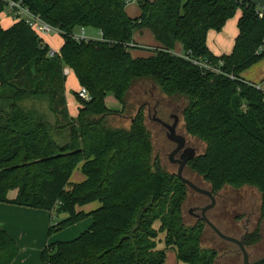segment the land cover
Masks as SVG:
<instances>
[{"label":"trees","instance_id":"16d2710c","mask_svg":"<svg viewBox=\"0 0 264 264\" xmlns=\"http://www.w3.org/2000/svg\"><path fill=\"white\" fill-rule=\"evenodd\" d=\"M21 1L58 27L64 42L50 56L49 45L26 22L0 24V202L50 210L49 236L92 219L77 237L49 243L42 264H163L167 248L176 251L178 264H218L219 251L202 244L206 223L183 222L189 188L153 156L145 107L136 114L144 102L137 95L154 90L178 101L185 133L205 142L189 168L215 192L257 188L264 210V91L241 76L264 58V18L256 6L244 0H138L141 14L131 17L128 0ZM4 7L0 1V14ZM238 9L233 51L215 55L208 33L221 31ZM77 27H94L102 38L76 40ZM144 28L160 46L137 58L133 36ZM177 42L182 55L174 52ZM196 59L222 60L224 72L235 78L203 69ZM66 66L91 97L78 96L76 117L68 109ZM109 93L122 111L106 105ZM123 118L127 126L118 125ZM77 166L85 180L71 184ZM11 189L18 190L14 199L7 196ZM92 201L100 205L77 209ZM260 240L257 228L245 245ZM18 253L0 225V264H11Z\"/></svg>","mask_w":264,"mask_h":264},{"label":"rangeland","instance_id":"374dc122","mask_svg":"<svg viewBox=\"0 0 264 264\" xmlns=\"http://www.w3.org/2000/svg\"><path fill=\"white\" fill-rule=\"evenodd\" d=\"M153 1V0H152ZM184 2L187 0H183ZM131 10L132 16H139L140 15V5L138 0H128V3L126 5V10ZM242 10L238 9L237 12L230 17L226 24L224 25L223 29L221 31H215L210 30L209 31V39L212 44V48L217 52V54H223V53H231L234 48V43L236 39V34L238 30V20L241 15ZM0 24L4 28H8L11 26V24L14 21L12 17H10L6 11H3L0 14ZM75 32H80V27H77L75 29ZM85 32L87 36L93 38V39H101L102 33L94 28V27H85ZM45 43H47L51 50L55 51L56 53H60V50L63 46L64 37L59 32H52L51 34H39ZM139 46L134 47L131 49L132 55L135 57H148L152 54L151 48L158 47L160 44L157 41L154 33L149 28H144L141 30H137L135 34V39ZM182 47L180 42H177L175 46V51L177 49H180ZM241 76L248 80L250 83L254 82L255 85H260L261 88L264 90V58L260 59L258 62L253 64L252 66L245 69ZM66 90H67V100L69 102V112L71 116H76L78 114V110L80 107V100L78 97V94L81 90V85L79 83V80L74 72H70L67 74V81H66ZM137 100H142L140 106L137 108V111L142 105L145 107L144 110V119L145 124L149 128V130L152 133L153 143H154V151L153 156L158 158L159 164L161 167H164L169 172H175L177 171V167L174 166L168 158V153L171 149V144L168 142V139L166 138L164 134V130L161 128V124L152 120L151 116L153 115V112L149 114L148 109L149 105L151 107H157L158 111V117L162 120L166 121L170 114L174 113L181 119V128L185 133L183 129V116L181 109L179 110L177 107L176 100L172 101L171 99H168V97L164 94H162L159 91L154 90H145L140 91L137 95ZM106 105L113 111L119 112L122 109V103L114 96V94L109 93L107 94L105 98ZM180 105V104H179ZM133 107H136L135 105ZM175 110V111H174ZM118 125L120 126H127L128 120L126 119H119ZM188 137V140L191 141V143L196 146L199 149V152H203L205 149V142L197 137H192L186 134ZM22 165L21 162H19L20 166ZM186 177L191 179L194 183H199V185L202 187H205L207 189H210V185L208 182H206L202 176L197 174L196 172H193L189 168L184 174ZM85 180V175L81 169V166H77L70 175V183H79ZM230 187V186H229ZM225 194L230 196L232 205L228 206L227 210L222 207V204L219 203L212 209H209L207 212L208 217L210 220L217 225L225 234L234 236V237H240L241 236V230L234 226L235 223H237L239 220L240 223L243 224L246 221H248L249 230H252L251 228L254 227V220H256L257 213L260 210L261 205V192L252 186H243L240 188L239 191L235 192L234 188H225L224 190ZM238 194V195H234ZM257 194V195H256ZM245 201V203H248L249 201H252V205L250 203L248 204V207L245 208V210H242L244 213H238L239 207L237 203L240 201ZM207 197L198 194L192 189H188V197L185 201L184 207H183V222L185 225L190 226L193 225L197 220L198 217L195 215L198 213V210H196V207H200V205L207 203ZM255 205H254V204ZM100 205L99 201H92L90 203H87L83 205L85 208H90L91 210L97 208ZM237 205V206H236ZM251 206L255 207V210ZM192 211V212H191ZM62 216L60 217V219ZM59 220V219H58ZM83 225V224H82ZM66 228L59 230L66 231L64 232L67 236H70L67 239L62 240H71L75 237H77L79 234L71 235L74 228ZM58 231V232H59ZM56 232V233H58ZM55 234V233H54ZM160 238H162V241L159 242V248H164L165 244L163 241V233H161ZM60 240V239H56ZM203 247L206 248H216L219 253L220 257L218 259V264H244L243 262V255L241 251L239 250V247L230 241L222 239L219 235H217L209 226H205V231L202 239ZM170 249L172 251V248L166 249V256L167 251ZM250 260L254 261L262 256H264V225L261 230V241L259 244V247L254 249L253 247L248 248Z\"/></svg>","mask_w":264,"mask_h":264},{"label":"crops","instance_id":"0c3cea01","mask_svg":"<svg viewBox=\"0 0 264 264\" xmlns=\"http://www.w3.org/2000/svg\"><path fill=\"white\" fill-rule=\"evenodd\" d=\"M126 11L131 17H137L136 15L132 16L131 10L129 11L127 9ZM140 14H141V10H140ZM135 34L136 32L134 33L133 40L135 39ZM236 35H238V30ZM134 42H136L139 45V43L136 40H134ZM207 43L209 48L215 55H222V54H217V52L212 48L213 46L210 42L209 37H207ZM174 52L178 55L182 54L183 47L177 49L176 51L174 50ZM223 54H228V53H223ZM70 72H73V70L70 69ZM66 98H67V90H66ZM67 103L69 107L68 100ZM76 116H72V117H76ZM17 193H18L17 189H11L8 191L7 196L9 199H14L17 196ZM91 207L85 208L84 206H78L77 209L88 212L91 211L92 209ZM61 216L64 217L65 214H62ZM51 218H52V212L50 210L18 205L11 202H0V225L10 234V236L16 241L19 247L18 256L11 264H42L41 253L42 250L49 243L58 241L56 239L62 240L70 237L66 235L67 233L66 234L64 233L66 231H61V232L59 231L58 233L49 236L48 230L50 227ZM91 222H92L91 217H87L84 220L74 224L73 226H70L71 228H74L71 235L80 234L91 225ZM171 250L172 251L168 249L167 256L163 264H178L176 251L173 248Z\"/></svg>","mask_w":264,"mask_h":264},{"label":"water","instance_id":"95a60500","mask_svg":"<svg viewBox=\"0 0 264 264\" xmlns=\"http://www.w3.org/2000/svg\"><path fill=\"white\" fill-rule=\"evenodd\" d=\"M244 1L254 5L256 7L264 8V0H244ZM143 107L144 106L142 105V107H140L138 109L136 114H139V112L141 111V109ZM133 120H134V118H132V121ZM153 120L162 124L163 126L167 127L168 138L178 144L177 148L175 150H173V152H171V154H170L171 157L175 156L184 147L185 142H186V137L183 136L182 134L177 133V129H176L177 122H175L174 124H169L166 121L159 118L156 114L154 115ZM176 120H178V117ZM186 151H187V155L182 156V159H178L177 161L171 159V161L173 163L179 162V168L176 172V175L188 186V188L194 190L197 193L204 194L211 199L210 203H208L202 207L196 208V210H200V212H201V214L198 216V219L204 221L206 223V225L209 226L222 239L235 243L239 247V250L241 251V253L243 255L244 264H261V263H263L264 262V256L257 259V260H254V261L250 260L248 247L245 245V237H246L248 231H246L240 237L230 236V235L225 234L217 225H215L210 220V218L207 215V212L209 209H212L213 207H215L216 197L210 189H207V188H204V187L197 185L196 183H194L192 180H190L188 177H186L184 175V169H185L188 161H190L191 159H193L194 157H196L198 155V154L196 155V150L193 148H188Z\"/></svg>","mask_w":264,"mask_h":264},{"label":"built area","instance_id":"2783aa9c","mask_svg":"<svg viewBox=\"0 0 264 264\" xmlns=\"http://www.w3.org/2000/svg\"><path fill=\"white\" fill-rule=\"evenodd\" d=\"M5 3L3 11H6L7 14L12 17L15 21H24L31 28L38 32V34H51L52 32H59L61 30L58 27H55L45 21L39 14L34 13L27 5H25L21 0H0ZM257 13L260 18H264V8L256 7ZM72 37L76 40L89 39L86 35L85 28L81 27L80 32H75L72 34ZM263 50V46L260 47L259 51ZM55 51L50 49L49 55L53 56ZM183 54V53H182ZM180 54V55H182ZM195 64L199 65L203 69H207L216 73H224L229 78L234 79L235 76L232 73H226L222 69L223 61L219 60L218 64H212L208 60H198L194 61ZM70 67L66 66L64 68V73L67 75L70 73ZM257 88L261 89L259 85H255ZM78 96L83 100H90V93L85 86H81V90Z\"/></svg>","mask_w":264,"mask_h":264},{"label":"flooded vegetation","instance_id":"af4514ba","mask_svg":"<svg viewBox=\"0 0 264 264\" xmlns=\"http://www.w3.org/2000/svg\"><path fill=\"white\" fill-rule=\"evenodd\" d=\"M150 111V112H149ZM175 111V110H174ZM148 112H149V114L151 113V112H153V115L151 116V119L153 120V118H154V115L156 114V115H158V111H157V107H151L150 105H149V109H148ZM177 117H178V120H176L177 119ZM166 122L167 123H169V124H174L175 122H177V125H176V129H177V133H179V134H182L183 136H185L186 137V142H185V145H184V147L175 155V156H173V157H171V152H173V150H175L176 148H177V146H178V144L176 143V142H174V141H172V140H170L169 138H168V136H167V132H168V130H167V127H165V126H163L162 124V126H161V128H162V130H164L163 132H164V134H165V136H166V138L168 139V142L172 145L171 146V149H170V151H169V153H168V158H169V161L174 165V166H176L177 167V170H178V168H179V162H176V163H173L172 161H171V159H173V160H175V161H177L178 159H182V156H185V155H187V149L188 148H193V149H195L196 150V155L197 154H200L201 152H199V149L196 147V146H194L192 143H191V141H189L188 140V137L186 136V134H184V132H183V130H182V128H181V119H180V117L179 116H177L176 114H174V113H172V114H170L169 115V117H168V119L166 120ZM189 162L190 161H188V163H187V165H186V167H185V169H184V174H185V172L187 171V169L189 168ZM190 169V168H189ZM191 170V169H190ZM177 172V171H176ZM191 180V179H190ZM194 182H195V180H194ZM197 185H199V183H196ZM200 186V185H199ZM203 187V186H202ZM205 188V187H204ZM225 188H233V187H229V186H227V187H224L223 189H221L220 191H213L212 189H211V187H210V190L213 192V194L215 195V197H216V205L217 204H219V203H221L222 204V207L224 208V210L226 209L227 210V208H228V206H230V205H232V202H231V198H230V196H228V195H226L225 194V192H224V190H225ZM235 189V192L234 193H236L237 191H239L240 190V188H234ZM198 194H200V193H198ZM200 195H203V196H205V197H207V200H208V202L207 203H205V204H201L200 205V207H202V206H204V205H206V204H208V203H210L211 202V199L208 197V196H206V195H204V194H200ZM235 196L236 195H238V194H234ZM257 195V194H256ZM250 203V205H252V201H249L248 203H245V201H239L238 203H237V205H238V207H239V212L238 213H244L242 210H245V208L246 207H248V204ZM254 204V203H253ZM215 205V206H216ZM236 205V206H237ZM255 205V204H254ZM197 208V207H196ZM254 209L255 210V207H253V206H251V209ZM192 212V211H191ZM201 214V212H200V210H198V213H196L195 215L198 217L199 215ZM199 220V219H198ZM197 220V221H198ZM241 221L239 220L237 223H235L234 224V226H236L237 228H239L240 230H241V236L246 232V231H248V232H250V231H253V230H255V229H257V228H259L260 229V233H261V230H262V227H263V225H264V210H263V199H262V193H261V205H260V210H259V212L257 213V216H256V220H254V227L253 228H251L252 230H249V227L250 226H248V221H246L245 223H243V224H241L240 223ZM261 241V240H260ZM260 241L257 243V244H255V245H253V246H250V247H253L254 249H256V248H258L259 247V244H260ZM249 248V247H248ZM263 257V256H262Z\"/></svg>","mask_w":264,"mask_h":264}]
</instances>
